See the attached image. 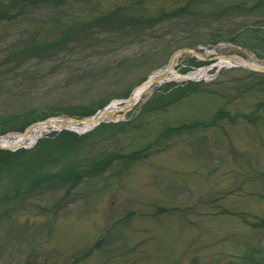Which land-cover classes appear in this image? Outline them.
<instances>
[{"label":"rangeland","instance_id":"rangeland-1","mask_svg":"<svg viewBox=\"0 0 264 264\" xmlns=\"http://www.w3.org/2000/svg\"><path fill=\"white\" fill-rule=\"evenodd\" d=\"M57 2L0 0V136L95 115L179 51L180 73L213 61L185 49L264 62V0ZM112 12L122 20L104 23ZM256 72L166 81L122 120L77 134L47 169L66 172L71 160L81 177L48 183L0 215V264H264ZM194 122L202 126L180 127Z\"/></svg>","mask_w":264,"mask_h":264},{"label":"trees","instance_id":"trees-1","mask_svg":"<svg viewBox=\"0 0 264 264\" xmlns=\"http://www.w3.org/2000/svg\"><path fill=\"white\" fill-rule=\"evenodd\" d=\"M57 1V3H60L63 0ZM118 17L116 12H112L110 17L103 18V22H114ZM119 19L122 20L120 17ZM148 22L150 23L149 20ZM129 24L134 25V22H129ZM192 91L191 89L183 95ZM221 114L224 113L220 112L218 115ZM216 116L212 118V121L218 118ZM198 124L202 125L201 123L194 122L189 126L184 125L180 127L191 128L192 126H198ZM182 130L184 129H181V131ZM79 138L80 136L76 133L63 130L56 133L53 138L43 137L38 139L31 148H19L15 151L0 149V215L7 214L17 209L20 201L29 199L35 192L43 190L48 183L62 182L65 179H73L74 181L79 179L81 177V165L79 163H73L71 160H67L68 162H66V172H52L47 169V166L57 163L58 161H63L66 151L71 148Z\"/></svg>","mask_w":264,"mask_h":264},{"label":"bare ground","instance_id":"bare-ground-1","mask_svg":"<svg viewBox=\"0 0 264 264\" xmlns=\"http://www.w3.org/2000/svg\"><path fill=\"white\" fill-rule=\"evenodd\" d=\"M187 53L189 55H194L199 60L207 59L212 55L213 61L209 66H201L187 73H180L176 69L180 55L179 53H175L172 55L167 65L153 71L146 81L133 88L129 96L111 101L103 109L98 111L96 115L83 118L82 120L57 116L38 121L32 123L23 133H11L0 136V146L13 148L19 145H29L33 143L39 135L52 128H69L77 131H84L93 127L99 121L123 119L125 114L134 108L144 97L150 94L156 87L169 80L206 79L209 69L212 68H215V74L222 68L233 66L264 69V62L254 57L245 58L236 54L221 53L218 51L217 47L203 54L195 50L185 51L183 54Z\"/></svg>","mask_w":264,"mask_h":264},{"label":"water","instance_id":"water-1","mask_svg":"<svg viewBox=\"0 0 264 264\" xmlns=\"http://www.w3.org/2000/svg\"><path fill=\"white\" fill-rule=\"evenodd\" d=\"M262 70H264V69H262ZM67 129H68V128H67ZM0 147H2V146H0ZM17 147H19V146H17ZM17 147H14V149L17 148ZM2 148H3V147H2Z\"/></svg>","mask_w":264,"mask_h":264}]
</instances>
